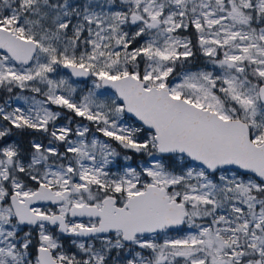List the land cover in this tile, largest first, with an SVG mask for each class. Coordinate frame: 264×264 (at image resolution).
<instances>
[{"label":"snow or ice","instance_id":"1","mask_svg":"<svg viewBox=\"0 0 264 264\" xmlns=\"http://www.w3.org/2000/svg\"><path fill=\"white\" fill-rule=\"evenodd\" d=\"M0 264H264V0H0Z\"/></svg>","mask_w":264,"mask_h":264},{"label":"water","instance_id":"2","mask_svg":"<svg viewBox=\"0 0 264 264\" xmlns=\"http://www.w3.org/2000/svg\"><path fill=\"white\" fill-rule=\"evenodd\" d=\"M75 79V78H74Z\"/></svg>","mask_w":264,"mask_h":264}]
</instances>
